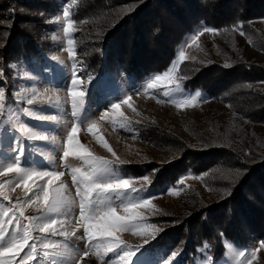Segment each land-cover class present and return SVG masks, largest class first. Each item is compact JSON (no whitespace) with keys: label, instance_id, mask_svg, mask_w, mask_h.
Listing matches in <instances>:
<instances>
[{"label":"rangeland","instance_id":"1","mask_svg":"<svg viewBox=\"0 0 264 264\" xmlns=\"http://www.w3.org/2000/svg\"><path fill=\"white\" fill-rule=\"evenodd\" d=\"M46 2L50 11L45 10L47 13L44 14L41 9H45L46 3L41 0L31 6L10 0L8 3L11 6L17 4L15 7L18 18L15 26L10 21L12 18L4 15L8 4L0 2V89L4 93L3 107L0 108V171L16 161L22 147V167L64 173L54 187L63 191L73 202L72 214L67 218L59 214L45 216L42 209L26 204L29 198L34 197L26 192L15 173H7L0 175V184L3 185L0 191L7 196V199L0 196V220L4 219L5 212L11 213L17 207L18 201L25 204V216L35 218L32 222V236L36 239L29 242L37 244L42 257L40 264H53V261L55 264H180L177 249L174 252L156 249L155 242L160 233L178 224L175 217L194 213L188 210L208 200L209 189L201 176L190 172L178 175L173 182L161 186L154 184L150 176V183L144 182L142 178L147 175L145 172L149 165L159 168L175 158L160 141L155 143L153 139L146 138L144 133L147 127L170 131L192 148L200 147L202 140L211 136L225 138V135L230 134V140L235 142L237 138L232 133L236 125L247 139L257 136L264 138L263 126L242 120L227 103L202 91L184 88L178 76V67L184 61L229 68L236 62L264 64V53L245 34L242 35L240 29L209 33L204 31L208 26L200 23L184 37L176 49L173 61L164 71L152 74L141 82H135L123 73L117 78L104 76L98 79L81 64V35L85 31L91 33L94 30L84 27V23L77 24L73 21L77 1ZM65 12L69 14L67 18L64 16ZM69 19L73 21L70 36L63 31ZM43 24L46 26L45 30ZM250 25L264 36V19L253 20ZM16 26L29 29L35 40L42 45V50L24 54L19 48L21 40ZM12 33L16 37L11 51L8 40ZM76 34L80 36V40L75 39ZM69 38L73 40L72 54L68 51ZM181 53L184 54L183 59L180 58ZM73 71L82 81L75 86L76 90L86 93L82 104L75 109L78 119L72 116L74 109L69 94L73 87ZM158 76L161 79L158 80ZM254 87L264 90V82L257 83ZM29 99L33 100L31 105L27 103ZM186 99H192L193 104L185 105ZM114 103L120 104V114L111 108ZM40 115H50L57 119H36ZM74 122L80 128L78 139L93 156L110 161H124L123 164L112 166L111 177L132 178L135 187L146 189L138 194H130L125 202L137 203L141 198L150 200L148 205L137 209L143 219L132 223L139 227L116 233L119 246L111 252L101 247L98 253L95 245L102 238L89 241L78 223L80 196L77 195L73 172L75 169L91 171V168L83 159H62L67 132ZM93 122L97 125V134L104 138L112 152L88 132V125ZM22 125L49 135L50 140L27 139L20 131ZM52 136H55L56 143L51 142ZM136 166H139V174L133 171ZM152 174L155 173L152 171ZM76 175L78 177L79 172ZM46 181L47 178H44L37 183L43 185ZM113 206L117 208L119 215H127L119 206V201L113 203ZM16 214L19 215V212ZM42 216L44 219H41ZM172 216L175 217L171 219ZM49 218L57 219L55 235L40 231L42 224ZM61 220H64L63 224ZM60 232H74V236L68 238L59 235ZM48 240L65 245V254L43 257L40 249ZM261 242L264 240L237 246L223 240L224 253L221 259L214 260L208 252L198 249L192 262L188 264H264V244ZM27 250L26 248L25 251ZM252 251L256 252L255 256L251 255ZM27 264H37L36 259Z\"/></svg>","mask_w":264,"mask_h":264},{"label":"trees","instance_id":"2","mask_svg":"<svg viewBox=\"0 0 264 264\" xmlns=\"http://www.w3.org/2000/svg\"><path fill=\"white\" fill-rule=\"evenodd\" d=\"M9 1L0 2L8 4L4 15L12 18L13 26L18 18L16 3L11 6ZM17 1L28 6L37 2ZM76 1L73 21L94 30H84L81 35V64L98 79L117 78L123 73L141 82L164 71L184 37L200 23L230 30L240 29L242 22L245 36L264 53V36L250 25L253 20L264 19V0ZM41 2L46 3L42 12L50 11L46 0ZM16 30L24 54L42 50L29 29L20 26ZM15 37L12 33L8 40L11 51ZM75 39L80 40V36L76 34ZM178 76L184 88L227 103L242 120L264 127V90L254 87L264 82V64L236 62L223 68L184 61L178 67ZM233 129L235 142L230 140V134L225 138L211 136L202 140L198 148L156 127H147L146 136L143 134L155 143L160 141L175 157L159 168L149 165L145 173L154 184L161 186L190 172L201 176L209 189L208 200L189 209L192 214L172 216L178 224L160 233L155 242L156 249H177L180 264L191 263L198 249L208 252L214 260L221 259L223 240L237 246L264 240V138L247 139L237 125ZM138 167H133L136 174L140 173Z\"/></svg>","mask_w":264,"mask_h":264},{"label":"snow or ice","instance_id":"3","mask_svg":"<svg viewBox=\"0 0 264 264\" xmlns=\"http://www.w3.org/2000/svg\"><path fill=\"white\" fill-rule=\"evenodd\" d=\"M68 12L64 13V16L68 17ZM242 31V22L238 26ZM63 31L66 35H71L73 31V21L68 20L65 24ZM204 31L209 33L217 32L218 29L213 27H206ZM68 51L72 54L73 40L69 38L67 40ZM180 58H184V54H180ZM2 75V73H0ZM78 74L73 71V78L71 85L73 86L70 91L71 102L74 111L72 116L78 119V113L75 110L82 104V98L85 96V91L76 90L77 85H80L82 81L77 78ZM161 79V77H157ZM199 95V94H197ZM4 93L0 89V108L3 107ZM208 99V98H206ZM50 102V101H49ZM128 103V100L124 101ZM29 105L33 103L32 99L27 101ZM59 100L57 99V104ZM185 105H192V99L184 100ZM111 108L120 114V104L114 103ZM122 115V114H121ZM103 118V117H102ZM39 120H55L54 116H37ZM20 131L29 140L49 141V135L41 133L36 130H30L25 126H21ZM80 128L77 123L74 122L70 131L67 132L66 141L63 146L62 159L68 157H75L78 159L86 160L89 164L91 171H80L75 169L73 172V181L77 185V195L80 196L79 201V226L84 229L85 235L89 241L102 238L99 243L95 245L97 252L101 247L106 251L111 252L119 246L116 233L122 230H129L130 228L139 227V225L132 222L142 220V214L137 211L138 208L144 207L150 203L149 199L141 198L137 203H127L130 194H138L146 191L145 188H137L134 186L132 178H119L111 177L110 170L114 164H123L124 161L117 159L116 161L106 160L101 157H95L93 154L80 142L78 139V133ZM88 132L97 138V140L103 144L109 152H112L111 147L107 144L104 138L98 135V129L95 122L88 125ZM51 142L56 143L55 136L51 137ZM22 147L18 151L16 161L11 163L4 171H0V175L7 173H15L16 178L21 182L26 189L27 193H31L33 198H29L26 204L42 209L45 216L47 214H59L67 218L72 214V201L64 195L63 191L54 187L56 181H59L63 172L54 170L35 171L31 168L22 167L20 163V157L22 155ZM114 154V153H113ZM155 171V170H154ZM79 172L77 177L76 173ZM47 178L46 184H38L37 181ZM144 182H149V176L145 175ZM182 183V181H181ZM3 185L0 184V189ZM35 189V190H34ZM42 192V197H41ZM163 193H161L162 195ZM0 196L7 199L6 194L0 191ZM119 201V206L123 208L127 215H119L117 208L113 206V203ZM25 204L17 202V207L9 212L3 214L4 219L0 220V264H27L28 261L36 259L37 264H40L41 256L38 252L36 243H30V240L36 238L32 236V222L34 217H26L24 213ZM19 212V215L16 212ZM41 219H44L42 216ZM25 221V223H22ZM64 220H61V224ZM40 231L43 233H49L52 235L57 234V219L49 218L42 224ZM59 235L70 238L74 236V232L69 234L68 232H60ZM77 239H80L77 237ZM264 244V242H261ZM28 249L25 251V249ZM65 245H61L59 242L48 240L42 244L40 251L43 253V257H49L50 255L63 256L65 254ZM50 250V251H49ZM23 252V255L21 253ZM87 253H85L86 255ZM252 256L256 255L255 251L251 252ZM19 258V259H17ZM55 264V261H53Z\"/></svg>","mask_w":264,"mask_h":264}]
</instances>
